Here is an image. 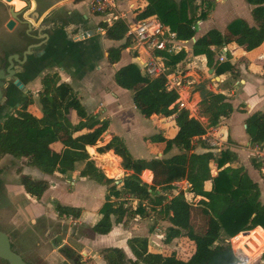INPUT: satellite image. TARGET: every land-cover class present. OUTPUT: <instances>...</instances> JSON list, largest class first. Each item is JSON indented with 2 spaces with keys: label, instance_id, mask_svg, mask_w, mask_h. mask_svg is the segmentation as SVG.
I'll use <instances>...</instances> for the list:
<instances>
[{
  "label": "trees",
  "instance_id": "1",
  "mask_svg": "<svg viewBox=\"0 0 264 264\" xmlns=\"http://www.w3.org/2000/svg\"><path fill=\"white\" fill-rule=\"evenodd\" d=\"M247 2L254 7L253 14L259 23L258 28L250 26L245 20H237L229 25L226 35L214 29L194 44L195 52L206 56L208 67L214 68L219 77L226 72H232L233 66L230 63H215L212 47L235 43L250 52L264 44V0ZM207 14L208 11H203L201 20H205ZM136 18L138 21L155 18L177 33L178 38L184 42L192 41L197 33L196 20L189 17V3L186 0L180 3L175 0H148L147 7L137 13ZM101 26L106 29L108 39L125 40L120 47L109 50V62L117 64L122 51L132 43L127 35V25L123 20H117L111 27L107 24ZM157 55L163 57L167 65L177 64L185 57L184 52L180 55L158 52ZM168 58L173 62L168 63ZM115 81L121 88L134 92V104L144 117L175 116L178 133L174 138L156 134L148 139L149 143L161 146L163 158L136 159L122 139L113 137L98 152L106 154L114 151L122 159L123 170L130 174L118 180L107 177L102 169L97 168L87 148L96 146L102 140L108 130V123L89 114L74 89L67 83L59 84L57 78L49 88L44 86V90L39 93L41 117L35 116L29 110L33 100L28 98L22 102L20 110L5 118L0 128V159L5 156L17 160L25 159L29 167L46 175H64L75 171L78 163H85L80 176L108 187L106 202L100 209L102 219L94 227L97 234H108L113 224H122L131 215L142 218L151 216L143 207L147 203L170 224L164 238L165 245L180 239L187 241V245L195 246L194 253L187 259L179 257L180 249L174 252L175 257L153 259L156 255L148 254L147 238L129 240L135 257L145 258L147 264H247L238 259L230 243H219V240L222 230H226L231 237L240 234L235 240L237 245L244 246L248 240H252L258 246H264V230L258 228L264 229V204L260 201L259 184L243 168L228 167L221 170L216 177L207 173L198 179L200 187L196 190L193 186L191 192L204 199L197 206L188 202L184 191L175 195V183L187 178L189 181L195 180L192 177L193 164L205 165L213 162L222 169L236 157L229 151L220 156L213 152L200 155L193 153V140L204 135L206 127L199 120L191 118L188 111L179 109L177 101L180 96L176 91L168 90L165 77L152 79L142 75L136 65L130 64L116 72ZM196 90L201 96V115L208 119V126H217L234 112L229 99L225 95L209 91L206 83L199 84ZM246 132L252 145L263 144L264 114L257 113L249 117L246 121ZM174 148L181 153L166 157ZM91 151L94 152V149ZM145 170L155 174L153 185L142 181L141 175ZM204 171L207 172V168ZM147 178L148 176L143 177L145 181ZM207 181H212L210 191L204 190ZM149 182H152V175ZM21 183L25 192L35 199H41L49 188L48 182L34 180L27 175L21 177ZM56 210L65 218L78 219L81 216L78 208L59 204ZM195 217H200L205 222V229L199 240L192 224ZM247 231L251 232L243 234ZM104 258L108 264H139L138 261L127 260L124 252L117 248L107 249Z\"/></svg>",
  "mask_w": 264,
  "mask_h": 264
},
{
  "label": "crops",
  "instance_id": "2",
  "mask_svg": "<svg viewBox=\"0 0 264 264\" xmlns=\"http://www.w3.org/2000/svg\"><path fill=\"white\" fill-rule=\"evenodd\" d=\"M91 1L39 0L37 11L41 14L39 21L41 28L38 34H35L41 38L38 40H42L45 35H49L50 38L49 40L46 39L38 43H36L37 39L30 42L34 45H40V47L32 50L31 62L28 63L23 72L22 80L25 83V88L22 90V100L27 98L32 99L33 104L29 107V110L35 116L41 117V106L37 103L36 97L32 95L37 94L39 96V93L44 90L45 78L47 76H54V79H59V84H69L83 105L86 106L88 113L97 116L101 122L108 123V130L102 137V139H105L104 143L101 140L96 146L88 147V152L93 154L91 153V149H94V152L96 151L97 155H99L98 159H105L104 157L106 156H111L112 158L117 157L119 163L111 164L116 167V171L122 174L123 177L130 174V172L123 170L121 166L122 159L115 155L114 151L101 154L98 152L99 148L107 145L113 137H119L125 142L130 151L131 146L128 143V138L130 141V136L133 137V129L141 125L143 128L151 130L153 134L146 135L145 132H142L136 135L142 146L137 155L140 158H136L134 152L131 154L136 159L150 160L153 158H163L160 151L161 146L149 143L148 139L156 134H162L169 139L174 138L178 133V127L175 124V116L168 118H160L157 115H153L150 118L144 117L134 104V92L117 85L115 81L116 72L130 64L136 65L141 71V74L144 75L142 67L144 61L147 59V54L141 47L132 42L129 48L122 51L120 61L117 64H111L108 59L109 50L120 47L125 43V40H110L106 36V31H99V28L102 27L101 25L105 24V19L92 11ZM181 1L175 0L177 3ZM186 1L189 3V14L192 15L193 13L196 19L197 33L192 41L186 42L185 44V57L177 64L181 71L172 72L171 67L166 65L170 72L181 80L179 93L188 102L189 106L193 108L196 115L195 118L203 125L207 126L208 119L201 115V96L196 90L197 86L201 83H206L209 91L215 94L225 95L229 99V102L234 108V112L229 118L223 119L220 124H223L227 128L230 143V149L228 151L236 158L232 163H228L222 169H219L218 165L213 162L205 165L193 164L192 177L195 180L189 181V178H187L182 182L175 183L174 194L176 195L179 191H184L185 195L187 194L186 199H193L195 202L193 206H197L198 202L204 199L202 196H195L191 192L193 186L196 190L200 187L198 179L203 178L207 173L212 177H216L221 170L228 167L234 169L243 168L250 178L259 184L261 192L260 201L264 204V188L261 182V175L257 164L251 156L250 148L252 144L246 132L247 119L257 113L264 114V44L250 52H246L235 43L217 47V51L214 53L215 63L220 64L219 53L225 50L227 61L224 63H230L233 66L232 72H226L220 77L216 75L214 68L208 67L206 56L204 54H197L194 49L196 41L207 35L211 30L216 29L223 35H226L228 31L225 25L236 20H245L250 26L258 28L259 23L253 14L254 7L247 0H210L211 8L203 10V6L206 5L203 0ZM147 5L148 0H120L118 3L121 14L125 16L126 21L131 23L138 21L136 18L137 13L142 12ZM218 6L225 8L220 12L221 8L217 9ZM12 7L15 12H20L27 7V3L25 0H14L11 3L0 0V39L2 40L4 38L7 40L10 45V51L23 54L26 51V46L21 45L18 39L23 35L25 38L28 29L19 23H17L13 30L7 29V23L12 19L10 14ZM34 8L35 3L32 1L28 13L33 11ZM51 9H53V12L48 18H45L44 16ZM203 11H208L205 20H201V13ZM66 13L74 17L73 21L75 22L73 24L66 22L64 16ZM82 33L88 34V37L83 39L81 37ZM229 53L231 58L228 59ZM125 95H127V99H125ZM111 108L114 109L111 110ZM114 112H117L118 116L121 115L120 120H115ZM134 118L137 122L134 121ZM115 121H118V127ZM122 131H126V133ZM193 146V153L195 154L200 155L210 152L206 143L202 142L198 137L194 139ZM179 153H181L180 150L174 148L166 157ZM217 156H220V154ZM91 159L93 160L92 157ZM94 160L97 159L94 158ZM95 165L97 168L102 169L101 166L103 165L97 162H95ZM84 167L85 163H78L73 172L64 175L45 174L41 176V179H38L46 181L49 184L48 190L41 199H33L31 201V204L40 213L39 215L36 213L34 216L33 212L26 209V214H24L26 217L30 214L31 218H26L24 221L18 222L14 228L15 230H21V234L24 236L22 237V244L25 245L28 252H34V248H37V254L34 257L30 255L31 259L33 258L36 264H107L104 256H102L103 254L101 255V250L117 248L124 252L128 260L135 261L136 257L130 247L129 240L137 237L148 239V254L154 253L152 249L153 245L158 248L159 246L162 247L166 233L161 232L159 225L154 223L156 221L151 215L152 208L150 207L149 213L151 216L147 218L134 216V218H137L133 220L128 218L122 224H115L110 235H100L94 231V227L102 219L100 209L106 202L108 187L100 185L89 178H82L80 173ZM204 168H207V172L204 171ZM29 169H32L33 172L31 173L33 176L39 175L40 171L38 169L33 167ZM144 173L148 174L146 181L143 179ZM56 175L61 177L73 175L72 179L74 181L71 183L72 187L67 189L62 182L54 186L51 185L50 178ZM151 175L152 182L150 183L149 178ZM141 178L144 180L143 182L153 185L155 174L150 170H145ZM80 185L84 186L88 191L82 192L78 187ZM211 189L212 181H207L204 184V190L210 191ZM65 193L70 194V196L65 195ZM79 193H87L90 196L94 210H87L82 206L77 198H75ZM67 197H70V199L65 201L64 199ZM50 199L56 201L57 199H61L69 205H62L61 203L60 205L80 209L81 216L78 219L60 217L66 221L68 220L70 222L69 224H73L74 226H82L84 224L89 226L92 232L98 235L99 240L94 242L90 237L83 236L79 240V249L65 239L56 243V245L52 244V241L58 238L59 233L54 231L51 238L50 234L52 231L46 225L43 218L45 208L50 205ZM29 226L33 228L29 229ZM147 226H150L149 230H146ZM258 228L264 230L261 227ZM44 237H49V241L52 244V248L48 252H44L43 249ZM237 238L238 236L231 241L233 251L236 250L237 244L235 240ZM182 242L187 245V241ZM67 246H69L70 250H74L73 252L69 251L70 256L65 255L62 251ZM179 247L175 246L176 250L177 248L180 249ZM262 254L252 259L251 262L261 258V263L264 264Z\"/></svg>",
  "mask_w": 264,
  "mask_h": 264
},
{
  "label": "rangeland",
  "instance_id": "3",
  "mask_svg": "<svg viewBox=\"0 0 264 264\" xmlns=\"http://www.w3.org/2000/svg\"><path fill=\"white\" fill-rule=\"evenodd\" d=\"M203 2H204V4H206L205 6H203V10L211 8L210 7L211 6L210 0H203ZM218 8L219 9L221 8V10H220V12H221L225 7L218 6L217 9ZM189 17L196 20L193 13H192V15L189 14ZM233 22H235V21H233ZM232 23H230V24H232ZM230 24H228V25L226 24L225 28H228ZM208 26H209V24H208ZM229 58H231L230 53L228 55V59ZM167 62L171 63V62H173V60H170L168 58ZM177 64L168 65L169 67H171L172 72L181 71L180 67H178ZM46 78H45L46 81L44 82V86H47L49 88L51 83L54 81V76H51V77L47 76ZM32 96L36 97V101L40 105L39 96L37 94H33ZM125 99H127V95H125ZM34 101H35V99H34ZM131 101H132V99H131ZM110 105L112 106V104H110ZM112 107H114V106H112ZM113 109L111 108V110H113ZM34 112H35V110H34ZM114 115H115V120L121 119L120 118L121 115L118 116L117 112H114ZM143 120H145V118H143ZM134 121H136L135 118H134ZM115 122H116V125L118 127V121H115ZM122 132L126 133V131H122ZM142 132H145L146 135L147 134H149V135L153 134V133H151V130H147L146 128H143L141 125H138L137 127H135L133 129V132H132L133 137L130 136L131 140L129 141V138L126 137V138H128V143L131 146L130 151H131V153L134 152V156L136 155L135 156L136 158H140V157H137V155H138V152L141 150V147H142L141 144L139 143L138 137H136V135L141 134ZM104 141H105V139H102L101 142L104 143ZM91 153H93V154H90V155H92L91 157L93 158V160H94V158L97 159V160H94L95 162H97L100 165H103L104 167H106V169L110 168L115 172L113 177L108 176V174L106 175L107 177L112 178V179H118V178L122 177V174H120L118 171H116V167H114V165H113L115 163L111 164L112 162H109V161H111L110 159H108L106 157H105V159H108V160L98 159L99 155H97L96 151L95 152L91 151ZM26 163L27 162L25 161V159L17 160V159H14L13 157H10V156H5V157L0 159V168H1V171L4 173V175L0 178V206H1L0 207V210H1L0 211V220L3 219L2 216L4 217V219H6L5 220L6 226H7L6 229L11 231V234H12V231H16L14 228L18 224V222L24 221L26 218H28V219L31 218L30 214L27 215V217H26V215H25L26 209H28L30 212H33L34 216L36 213H38V215L40 213V211L36 210L35 206L33 204H31V201L33 199L35 200V198L31 197L29 194H27L25 192L24 187L21 183V177L23 175H29L32 179H34V176H35V175L33 176V174L31 173V172H33L32 169H29L30 167ZM27 173H29V174H27ZM44 175L45 174H42L39 172V175L35 176V180L41 179V176H44ZM72 176L73 175H69L68 177H61L58 175L53 176L50 178V182H52L51 185L54 186V185L62 182L65 188L70 189L72 187L71 183H73V181H74V179H72L73 178ZM143 177L145 178V173L143 174ZM142 181H144V180L142 179ZM78 187L80 188V190L82 192L88 191L84 186L80 185ZM65 195L70 196V194H66V193H65ZM75 198H77V200L87 210H91V211L94 210V208H93L94 205H92V199L90 198V196L87 195V193L86 194L79 193V195H76ZM68 199H70V197H67L64 200L66 201ZM49 201H50V205L45 208L44 216L43 215L42 216L44 218L46 225H48L52 231L50 234V237H51V235H53L54 231H57L59 233L58 238H56L54 241H52V244L56 245V243L61 242L63 239H65L70 244H72L74 247L79 249L80 248L79 247V245H80L79 240L83 236L90 237L94 242H97L99 240L98 235H96L94 232H92V230L90 229L89 226H87L85 224L82 226L81 225L74 226L73 224H69L70 222L68 220L66 221V220L62 219L61 217H63V216H61V217H60V215L58 216L56 206L59 205L60 203L62 205H69V204H66L61 199H57V201L59 203L56 200L50 199ZM188 202L192 205L195 203L193 199H189ZM32 203H34V202H32ZM151 215L154 218V220L156 221L154 223L156 225L157 224L159 225L160 231L166 233L167 228L169 226V222L166 220H163L162 215L159 212H157L156 210H152ZM129 218L131 220H133L137 217L134 218V215H131ZM58 219H59V222H58ZM204 223L205 222L200 217L199 218L195 217V219L193 220L192 224L195 228L196 238L198 240H199V237H201L203 232H204V229H205V227L203 226ZM114 225L115 224H113V226H112V230H113ZM149 227L150 226H147L146 230H149ZM32 228L33 227L29 226V229H32ZM29 229H27V230L30 231ZM18 230L21 231L20 229H18ZM19 231H18L19 234L17 233L18 234L17 236L20 235L21 237H24ZM108 234L110 235V232ZM108 234H106V235H108ZM235 237H237V235ZM235 237H231V235L226 230H222L219 243H230L231 244V241ZM52 244L49 241V237H44V248H43L44 252H48L49 249L52 248ZM175 246H177V247L180 246L179 247L181 250L180 255H179L180 258L187 259L190 257L191 254L194 253L193 249L195 248V246H191V245L187 246L180 239H177L174 242H172V244H170V245L162 244V247L159 246V248L155 247L153 245L152 249H153L154 253H152V255H156V257L153 259H163L166 257H175L173 254H174V252H176L178 250V248L176 250ZM196 248H197V246H196ZM64 249H69V246H67ZM189 249H191L193 251H191V250L189 251ZM106 250L107 249L101 250V255L103 254L102 256L105 255ZM70 251L73 252L74 250H70ZM260 254H262V253H260ZM135 261H138L139 264H147V260L145 258H138V259L136 258ZM261 262H262V260H261V258H259L257 260H253V262H250L247 264H262Z\"/></svg>",
  "mask_w": 264,
  "mask_h": 264
},
{
  "label": "built area",
  "instance_id": "4",
  "mask_svg": "<svg viewBox=\"0 0 264 264\" xmlns=\"http://www.w3.org/2000/svg\"><path fill=\"white\" fill-rule=\"evenodd\" d=\"M119 1L120 0H92L91 9L96 15L105 19V24H107L108 27H111L117 20H123L127 25V35L131 38V41L141 47L147 54V59L144 61L142 67L144 75L152 79L165 77L168 90H174L180 95L179 87L181 86V80L170 72L164 58L159 57L157 53L163 52L168 55H180L185 52L186 42L181 41L177 33L162 25L157 19L150 18L143 21H135L134 23L126 21L125 16L121 14L118 6ZM99 31L103 32L106 31V29L101 27ZM216 48L217 47H212L211 50L215 53L217 51ZM225 55V50L219 53L220 63L227 61ZM177 105L179 109L188 111L191 118H195L196 115L193 108L189 106L188 102L184 100L181 95L177 101ZM20 108L21 107H18L17 110ZM208 125L209 124H207V126L204 125L206 127V132L204 135L199 136L198 139L206 143L209 151L216 155H221L223 152L228 151L230 149V143L227 128L223 124H218L217 126ZM250 153L259 168L261 182L264 188V143L252 145ZM101 168L106 174L105 167L101 166ZM185 196H187V194ZM143 207L149 211V205L147 203H144ZM234 253L242 262H251L247 259L240 258L236 250H234Z\"/></svg>",
  "mask_w": 264,
  "mask_h": 264
},
{
  "label": "flooded vegetation",
  "instance_id": "5",
  "mask_svg": "<svg viewBox=\"0 0 264 264\" xmlns=\"http://www.w3.org/2000/svg\"><path fill=\"white\" fill-rule=\"evenodd\" d=\"M64 16L68 24H71V23L73 24L75 22L73 21L74 17L71 14L68 15V13H66ZM82 34H85V33H82ZM23 38H24V35L18 39V42H20ZM44 40L45 39L36 40L37 41L36 43L44 41ZM16 55H19V59H22L23 54H19L16 51L15 52L10 51V45L8 44L7 40L4 38H2V40L0 39V84H1L0 89L3 92V95L0 96V128L5 118L10 114L11 115L15 114L18 107H21V104L23 102L22 100L23 91L22 90L25 88V83L22 80V75L26 67L23 68L22 71L16 70V75L18 79L24 85L23 89H19L18 87H16L15 81H13V79H10L11 76L8 73V69L10 66L9 60L10 59L16 60L15 58ZM3 175L4 173L1 171V168H0V178ZM2 218L3 219L0 220V232L6 233L7 236L9 237L12 251L20 255L23 258V260L27 262L28 264H36L33 258L31 259L30 255L34 257L35 254H37V248H34L35 249L34 252H28L25 245L22 244V237L20 235L17 236L19 234L18 233L19 230L16 228L17 230L12 231V234H11V231L6 229L7 227L6 221H5L6 219H4L3 216ZM19 232L21 233V231ZM62 251L65 255L70 256L69 249H63ZM0 264H9V262L0 258Z\"/></svg>",
  "mask_w": 264,
  "mask_h": 264
},
{
  "label": "water",
  "instance_id": "6",
  "mask_svg": "<svg viewBox=\"0 0 264 264\" xmlns=\"http://www.w3.org/2000/svg\"><path fill=\"white\" fill-rule=\"evenodd\" d=\"M2 1L6 3H11L14 0H2ZM25 1L27 3V7L23 11L15 12L14 8L13 7L11 8L10 14H11L12 19H10L7 23L8 30H13L15 26L17 25V23H19L22 26H25L28 29V31H26L25 38H23L20 41L21 45L26 46V51L23 53L22 59H19V55H16L15 56L16 60H13V59L9 60L10 66L8 69V73L11 76L10 79H13V81H15V85L19 89H23L24 85L18 79L16 75V70L22 71L23 68H25L28 65V63L31 62L30 59H32V55H33L32 50L40 47V45H34V44H31L30 42L36 39L37 40L41 39L37 37L38 35H34L35 33L38 34L39 29L41 28L39 24L41 14L39 11H37L39 0H25ZM32 1H34L35 3V8L33 11L28 13L32 5ZM52 12H53V9H51L44 17L48 18ZM81 37L84 39L88 37V34L86 33L81 34ZM49 38H50L49 35H45L43 39L49 40ZM2 95H3V92L0 89V96ZM107 174L108 173L106 171V175ZM243 234H249V231L244 232ZM0 258L5 261H8L9 264H28L27 262L23 260V258L20 255L12 251L9 237L4 232H0Z\"/></svg>",
  "mask_w": 264,
  "mask_h": 264
},
{
  "label": "bare ground",
  "instance_id": "7",
  "mask_svg": "<svg viewBox=\"0 0 264 264\" xmlns=\"http://www.w3.org/2000/svg\"><path fill=\"white\" fill-rule=\"evenodd\" d=\"M106 158L111 160L109 162H112L115 164L119 163V160L116 157L112 158L111 156H106ZM105 160H107V159H105ZM106 171L110 177L114 176L115 172L112 169L108 168ZM147 176H148V174L145 173V177H147ZM263 249H264L263 245L258 246L254 241L248 240L246 245H244V246H240V244H238L236 251H237L238 256L240 258L248 259V258H254V257L258 256L262 252Z\"/></svg>",
  "mask_w": 264,
  "mask_h": 264
}]
</instances>
